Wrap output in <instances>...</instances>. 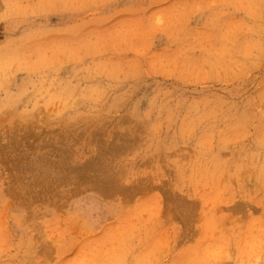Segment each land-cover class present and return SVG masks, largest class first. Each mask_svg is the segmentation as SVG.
<instances>
[{"label":"rangeland","instance_id":"rangeland-1","mask_svg":"<svg viewBox=\"0 0 264 264\" xmlns=\"http://www.w3.org/2000/svg\"><path fill=\"white\" fill-rule=\"evenodd\" d=\"M0 156V264H264V0H0Z\"/></svg>","mask_w":264,"mask_h":264},{"label":"bare ground","instance_id":"bare-ground-1","mask_svg":"<svg viewBox=\"0 0 264 264\" xmlns=\"http://www.w3.org/2000/svg\"><path fill=\"white\" fill-rule=\"evenodd\" d=\"M5 151H6V150H5ZM1 153H2V151H1ZM5 154H6V152H5ZM5 154H4V155H5ZM1 155L3 156V154H1ZM6 157H7V156H6ZM0 158H1V156H0ZM4 158H5V156H4ZM16 158H18L17 160H19V157H16ZM16 158H14V159H15V162H17ZM20 158H22V157H20ZM24 158H25V157H23V159H24ZM42 158L44 159L45 157H42ZM2 159H3V157H2ZM2 159H1V160H2ZM14 159H13L12 163H14ZM23 159H20V160H23ZM40 159H41V157H40ZM40 159H39V160H40ZM3 160H4V159H3ZM20 160H19V161H20ZM39 160H36V161H39ZM26 161H27V160H25V162H26ZM28 161H29V160H28ZM48 161H49V160H48ZM64 161H65V160H64ZM31 162H32V161H31ZM34 162H35V161H34ZM40 162H41V161H40ZM42 162H44V160H43ZM52 162H54V161H52ZM91 162H92V161H91ZM94 162H96V161H93V162H92V165H93V166H94ZM7 163H8V162H7ZM17 163H19V162H17ZM22 163H23V162H22ZM26 163H27V162H26ZM36 163H37V162H36ZM38 163H39V162H38ZM44 163H45V162H44ZM49 163H50V162H49ZM49 163H48L47 160H46V165L49 164ZM54 163H55V162H54ZM62 163H63V162H62ZM32 164H33V163H32ZM39 164H40V163H39ZM41 164H42V163H41ZM51 164H52V163H51ZM57 164H58V163H57ZM65 164H66V163H64V165H65ZM86 164H87V165H83V166H86V167H87V168H85V170L88 169V162H87ZM90 164H91V163H89V165H90ZM97 164H98V162H97ZM10 165L13 166L14 164H11V163H10ZM17 165H19V164H17ZM24 165H27V164H23V167H24ZM34 165H35V164H34ZM37 165H38V164H37ZM37 165H35V166L37 167ZM42 165H43V164H42ZM42 165H40V167H41ZM54 165H55V164H54ZM66 165L68 166V164H66ZM74 165H75V164H74ZM76 165H77V164H76ZM92 165L89 166V167H92ZM95 165H96V163H95ZM44 166H45V165H44ZM48 166H49V165H47V167H48ZM50 166H51V165H50ZM60 166H62V165H60ZM103 166L106 168V165L103 164ZM23 167L20 166V169L22 170V173H23V171H26V172H27L28 168H26L27 170H25V167H24V168H23ZM28 167H29V166H28ZM31 167H32V165H31ZM31 167H30V168H31ZM36 167H35V168H36ZM47 167H45V168H47ZM52 167H53V166H52ZM55 167H56V166H55ZM63 167H64V166H62V168H63ZM65 167H66V166H65ZM78 167H79V166H78ZM78 167H77V168H78ZM94 167H95V166H94ZM94 167H93V168H94ZM100 167H101V164H100ZM104 167H102V168H104ZM33 168H34V166H33ZM57 168H59L58 165H57ZM57 168H56V169H57ZM60 168H61V167H60ZM80 168H81V166H80ZM80 168H78V169H80ZM82 168H83V167H82ZM95 168H96V167H95ZM11 169H12V171H15L16 169H19V168H15V170H13V167H12ZM11 169H10V170H11ZM20 169H19V170H20ZM38 169H39V168H38ZM42 169H44V168H42ZM53 169H55V168H53ZM53 169H50V170L52 171ZM71 169H72V168H71ZM73 169H74V168H73ZM97 169H98V166H97ZM30 170H31V169H30ZM47 170H49V169H47ZM47 170H46V171H47ZM50 170H49V172H50ZM67 170H68V169H67ZM74 170H75V169H74ZM76 170H77V169H76ZM88 170H91V169H88ZM100 170H101V168H100ZM106 170H107V169H106ZM106 170H105V173H106ZM34 171L36 172V169H35ZM34 171L32 170L31 172H34ZM37 171H38V170H37ZM40 171H41V172H39V174H42L43 176H45V175L47 174V173H44V170H43V173H42V170H40ZM58 171H59V170H58ZM58 171H57V173H59ZM60 171H61V170H60ZM63 171H65V170L63 169ZM69 171H71V170H69ZM77 171H79V170H77ZM86 171H87V170H86ZM86 171H85V172H86ZM93 171H95V170H93ZM93 171H91V172H93ZM103 171H104V169H103ZM20 172H21V171H20ZM20 172L17 173V170H16V173H17L18 175H19ZM29 172H30V171H29ZM35 172H34V173H35ZM53 172H54V171H53ZM67 172H68V171H67ZM67 172H66V173H67ZM71 172H72V171H71ZM74 172H75V171H74ZM83 172H84V171H83ZM91 172H90V173H91ZM96 172H98V171H95V172H93V173L97 174ZM99 172H100V171H99ZM99 172H98V174H99ZM24 173H25V172H24ZM27 173H28V172H27ZM34 173H33V174H34ZM60 173H62V171H61ZM79 173H80V172H79ZM79 173H78V175H80ZM86 173H88V172H86ZM86 173H82V174H86ZM93 173H92V174H93ZM101 173H104V172H101ZM31 174H32V173H31ZM36 174H37V173H36ZM54 174H55V172H54ZM62 174H63V173H62ZM68 174H70V173L68 172ZM82 174H81V175H82ZM14 175H15V172H14ZM18 175H17V176H18ZM51 175H52V174H51ZM51 175H50V177H51ZM78 175H76L75 177L77 178ZM90 175H91V174H90ZM101 175H102V174H101ZM105 175H106V174H105ZM105 175H104V176H105ZM108 175H109V174H108ZM33 176H34V175H33ZM53 176H54V175H53ZM53 176H52V178H50V183H51V179H53ZM56 176H57V175H56ZM56 176H55V177H56ZM59 176H60V174H59ZM85 176H86V175H85ZM88 176H89V175H87V177H88ZM94 176H95V175H94ZM94 176H92V177H94ZM99 176H100V175H99ZM99 176H98V177H99ZM104 176H103V177H104ZM15 177H16V176H15ZM31 177H32V176H31ZM39 177L42 178L41 175L38 176V178H39ZM47 177H49V176H47ZM47 177H46V179H44V180H46V182L48 183L49 180L47 179ZM63 177H64V176H63ZM63 177H62V178H63ZM66 177H67V176H66ZM72 177H73V174H72ZM92 177H91V178H92ZM101 177H102V176H101ZM107 177H110V176H107ZM20 178H21V177H20ZM43 178H44V177H43ZM43 178H42V179H43ZM57 178H60V177H57ZM57 178H55V180H56ZM62 178L60 179L61 181L63 180ZM68 178H69V177H68ZM78 178H79V177H78ZM94 178H95V177H94ZM110 178H111V177H110ZM32 179H33V178H32ZM64 179H65V178H64ZM80 179H81V177H80ZM83 179H84V178H83ZM88 179H90V178H88ZM95 179L97 180V177H96ZM95 179H93V180H94V183H93V182H90L89 180H88L89 182H87V183H89V184L91 183V185L88 184V185L91 186V187H92V183L94 184L95 187L93 186L94 188H92V190L95 189V191H96V188H97L99 191H102L101 193H110V192H108V190L110 189L109 191L112 192L111 188H113V187H114L113 190H115V187H116L117 189H119V188H118V185L115 186V185H116L115 182H114L113 187H108L109 189H108V188H105V186L107 185V184H105V183H108V182H109V180H110L109 178H108V179H109L108 182H104L105 177H104V179L102 178V179H103V182H104V184H105V186H103V185H104V184H102L103 182L101 183V181L99 180L100 178L98 179V180H99V183L96 182ZM111 179H112V178H111ZM18 180H20V179H18ZM35 180H36V179H35ZM44 180H43V181H44ZM55 180H53V181L56 182ZM58 180H59V179H58ZM68 180H69V179H68ZM71 180H72V179H71ZM75 180H76V179H75ZM36 181H37V180H36ZM39 181H41V180H39ZM76 181H77V180H76ZM80 181H81V180H80ZM83 181H84V183H85V180H83ZM91 181H92V179H91ZM110 181H111V180H110ZM114 181H115V180H114ZM31 182H32V181H31ZM44 182H45V181H44ZM63 182H64V180H63ZM67 182H68V181H67ZM67 182H64V184H65V183L67 184ZM69 182H70V181H69ZM69 182H68V183H69ZM72 182H75V181H72ZM72 182L69 183V184H72ZM33 183H34V182H33ZM35 183H37V182H35ZM41 183H42V181H41ZM50 183H49V184H50ZM77 183H78V182H77ZM80 183H81V182H80ZM80 183H79V187L81 186ZM110 183H111V182H110ZM29 184H30V182L28 183L27 186H29ZM31 184H32V183H31ZM31 184H30V185H31ZM42 184H43V183H42ZM42 184H39V183H38V185H42ZM52 184H53V183H52ZM58 184L60 185V183H58ZM62 184H63V183H62ZM62 184H61V185H62ZM66 184H65V185H66ZM82 184H83V183H82ZM33 185H34V184H32V186H33ZM35 185H36V187H38L37 184H35ZM35 185H34V186H35ZM44 185H45V184H44ZM46 185H47V184H46ZM65 185H64V186H65ZM67 185H68V184H67ZM83 185H84V184H83ZM85 185H86V184H85ZM85 185H84V187H85ZM55 186H56V185H54V187H55ZM57 186H58V185H57ZM69 186H70V185H69ZM73 186H74V184H73ZM76 186H77V185H76ZM108 186H109V183H108ZM110 186H112V183L110 184ZM44 187H45V186H44ZM46 187H48V186H46ZM49 187H50V186H49ZM51 187H52V186H51ZM59 187H60V186H59ZM59 187H58V188H59ZM91 187H90V188H91ZM39 188H40V187H39ZM42 188H43V186H42ZM104 188H105V189H104ZM50 189H51V188H50ZM73 189H74V188H73ZM78 189H79V188H78ZM106 189H108V190H106ZM48 190H49V189H48ZM74 190H75V189H74ZM29 191H30V189H29ZM40 191H41V190H40ZM38 192H39V190H38ZM38 192H37V194L39 195L40 192H39V193H38ZM51 192H52V191H51ZM31 193H32V192H31ZM45 193H46V192H45ZM33 194H34V193H33ZM42 194H43V193H42ZM42 194H41V195H42ZM38 195H37V196H38ZM38 197H39V196H38ZM43 197H44V196H43Z\"/></svg>","mask_w":264,"mask_h":264}]
</instances>
